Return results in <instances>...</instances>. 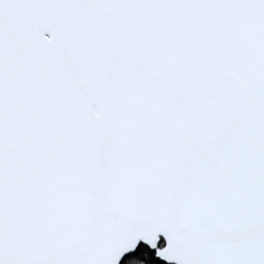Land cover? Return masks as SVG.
<instances>
[{
	"label": "water",
	"instance_id": "water-1",
	"mask_svg": "<svg viewBox=\"0 0 264 264\" xmlns=\"http://www.w3.org/2000/svg\"><path fill=\"white\" fill-rule=\"evenodd\" d=\"M139 244L264 264V0H0V264Z\"/></svg>",
	"mask_w": 264,
	"mask_h": 264
},
{
	"label": "trees",
	"instance_id": "trees-1",
	"mask_svg": "<svg viewBox=\"0 0 264 264\" xmlns=\"http://www.w3.org/2000/svg\"><path fill=\"white\" fill-rule=\"evenodd\" d=\"M163 245L161 239L158 246ZM120 264H170L156 257L155 251L144 244H139L136 250L127 254Z\"/></svg>",
	"mask_w": 264,
	"mask_h": 264
}]
</instances>
